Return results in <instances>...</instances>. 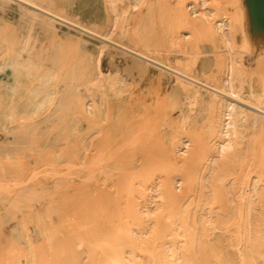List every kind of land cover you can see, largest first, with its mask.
Masks as SVG:
<instances>
[{"label":"bare ground","instance_id":"obj_1","mask_svg":"<svg viewBox=\"0 0 264 264\" xmlns=\"http://www.w3.org/2000/svg\"><path fill=\"white\" fill-rule=\"evenodd\" d=\"M64 1L70 2L0 4L14 3L30 17L90 41L96 67L104 51L139 58L146 71L173 80L188 109L174 120L171 102L144 96L118 107L87 72L90 57L77 54V44L58 53L61 62L41 68L39 57L19 58L29 38L1 34L0 126L16 122L19 142L0 160L1 220L12 221L9 233L24 247L12 255L0 252V264H264L260 132L247 151L238 150L240 122L264 124V0H101L105 37L114 42L67 16ZM23 78L37 84L22 87ZM21 90L28 101L41 95L34 108L17 105ZM201 104L204 129L194 130ZM66 107L94 127L79 155L63 127H39L48 115L68 121ZM230 160L241 169L228 173ZM4 232L0 228V238ZM221 246L233 247L235 255H221Z\"/></svg>","mask_w":264,"mask_h":264},{"label":"rangeland","instance_id":"obj_2","mask_svg":"<svg viewBox=\"0 0 264 264\" xmlns=\"http://www.w3.org/2000/svg\"><path fill=\"white\" fill-rule=\"evenodd\" d=\"M69 1V3H66L64 1L65 5L63 8V12L67 16L75 18L83 24H87L89 26L92 25L93 29L99 32V34H97L101 38L114 42V40L105 37V34L109 31V29L108 27H104L101 24L105 15V10L101 0ZM31 18L32 17H30L28 14L19 10L14 3L0 4V35L12 32L19 39V41H25L27 38H29L30 43L25 47V49L20 52V59H36L37 57H39V61L43 62V64L40 63V66L42 68L51 61L61 62V58L60 56H58V53L62 49H76L75 46L77 44V54L83 53L85 57H90V61H87V63L90 64L89 68H87V72H91V77L94 80L96 78L97 82H101V84L103 85V90H105V92L108 94V100H110L112 104L116 103L118 107H123L125 106V101H127L128 97H130L129 99L133 100L134 106L137 103L136 99H142L143 96L144 100L146 101L152 102V100H156L157 104H166L165 106H168L171 102L172 106H168L169 108L172 107L169 109V114L170 117H172L174 120L177 119L178 115L181 112H185L188 109L185 93L179 88L175 87V83L173 82V80L169 79V82L168 78L165 75H160L157 71H146L145 67L142 64V61L139 58L130 60L122 57L120 58V56L115 55V53L104 51L99 56V61L97 62L98 67H96L95 59L98 55L96 53V50L94 49L93 44L90 41L86 39H78V37L72 30H65L64 28L59 26H50L38 19L32 18L31 20ZM4 44L5 43L2 41L0 36V65L2 64L3 59L1 50ZM92 49H94L95 51ZM208 56L209 55L202 56L205 64L209 63V61L207 60ZM135 61L137 63H135ZM155 62L162 64L160 62V59L155 60ZM97 72H100L98 76ZM14 79L15 77L11 76L6 80L9 84H11ZM36 84V81L29 78H23L21 81L22 87ZM53 89L56 90L55 88ZM57 89H61V87L59 86ZM222 92L224 95H227L226 97L229 96V98L232 99H239V102L243 101V104L253 106L250 102L245 101L247 99L244 96H236L230 91ZM1 94L2 89L0 87V95ZM157 95L161 98L160 100H158L159 97ZM162 97L166 100L164 99L163 101ZM27 98L28 95L24 93L23 90H21V92L16 96V103L20 108L27 107V109L30 110L38 104L41 99V95L32 97L30 101H28ZM149 98H152V100ZM44 107L45 106H42L41 108L44 109ZM171 109L174 112L171 113ZM197 109L199 111L198 119L193 128L194 130H201L204 129L205 115L207 111L204 104L197 106ZM64 111L65 117L69 118V120L65 121V123H63L64 121H61L55 115H48L45 116V118L43 117L44 119L40 121L39 127L42 130H49L51 126H57L59 128L63 127L68 134V140H70L71 142H75L74 144L77 145V154L79 155L81 154L80 147L82 142L86 144L88 139L94 137V127H92V122L84 116L81 117L78 111L76 112L79 114V116L75 117H73L74 113L70 108L66 107L64 108ZM104 114L105 105L103 104L101 109V121H104ZM240 123L241 133L238 145L239 154H242L248 150L251 141L254 138V132L257 131L260 132V137L257 139V144L264 148V146H262L264 145V124L261 123L260 125H254L250 121H241ZM16 124V122H6L4 126H0V160L5 157L4 155L6 151L14 152L17 147H19V142H17V140L13 138ZM80 132L82 133V135H79L77 140L76 134H80ZM42 140H44V138ZM32 151L33 150H28L24 153L27 155L25 159H29V155ZM244 158L245 157H241L240 161H244ZM238 163L239 162H237L236 160L226 161V171L228 173H233L236 170H240L241 167L238 166ZM252 176L253 175H250L251 179L253 178ZM246 188H248V186ZM150 205L154 206L155 202L151 201ZM1 214L2 205L0 204V228H3L5 230L3 237L0 238V252L4 255H12L23 249L24 241L22 238H18L17 236H13L9 233V231L11 230L10 224L12 221H2ZM260 250L261 253L264 254V245L260 247ZM220 253L221 255L225 256H234L235 249L231 246H221Z\"/></svg>","mask_w":264,"mask_h":264}]
</instances>
